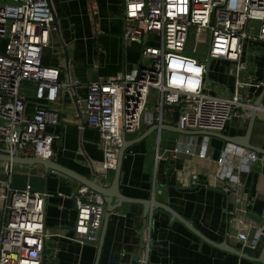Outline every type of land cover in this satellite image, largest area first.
Returning <instances> with one entry per match:
<instances>
[{
    "label": "built area",
    "instance_id": "2783aa9c",
    "mask_svg": "<svg viewBox=\"0 0 264 264\" xmlns=\"http://www.w3.org/2000/svg\"><path fill=\"white\" fill-rule=\"evenodd\" d=\"M123 4L122 36L143 45L142 63L117 75L97 78L89 83L84 97H75L78 109L86 113L87 125L100 135L103 160L93 165L98 178H107L106 171L116 169L124 134L136 133L144 124L158 125L162 133L168 108L177 114L180 129L222 132L230 121L250 118L255 96L264 87V74L253 77L247 60L249 46L256 53L257 45L264 44V0H123ZM54 30L55 15L49 0H0V38L6 40L0 51V153L12 157L32 146L34 157L54 156L57 136L48 127L58 125L59 112L32 102L23 91V84L31 83L36 101L54 102L63 90L78 84L61 80V68L42 62L43 49L50 45ZM191 33L209 43L206 59L198 55L199 45L189 44ZM207 59H223L234 65L233 89L226 96L211 92ZM152 90L159 101L148 109ZM31 104L33 113L28 116ZM261 109L263 104L258 107L260 118ZM203 138V142L191 139L188 144L181 140L171 152L196 155L207 163L206 183L227 193L232 204L227 210L226 241L240 250L255 249L264 240V217L258 221L247 215L251 203L247 178L264 156L230 142L215 159L212 137ZM3 163L10 174V194L0 225V264H43L46 243L53 235L45 224L49 194L33 191L30 186L11 192L15 163ZM186 168L187 185L201 184L198 170L189 165ZM262 189L264 193V185ZM74 197L77 220L73 239L81 245L96 244L106 213L104 198L84 184ZM144 243L148 256L149 239ZM142 261L147 264V258L138 259Z\"/></svg>",
    "mask_w": 264,
    "mask_h": 264
},
{
    "label": "crops",
    "instance_id": "0c3cea01",
    "mask_svg": "<svg viewBox=\"0 0 264 264\" xmlns=\"http://www.w3.org/2000/svg\"><path fill=\"white\" fill-rule=\"evenodd\" d=\"M50 2L58 21L55 23L56 30L51 34L50 45L43 49L42 62L45 66L61 68V80L71 79L78 84L72 90H63L60 99L54 102L36 101L34 94L29 98L45 109L59 112L58 125L48 127V131L57 136L53 142L52 160L79 175L93 179L96 176L93 165H99L103 160L99 146L100 135L96 129L87 125L86 113L78 109L75 97H84L89 83L99 77L114 76L139 66L143 60V45L125 41L122 36L123 0ZM256 49L250 60L249 73L260 78L264 74V44L257 45ZM210 65L209 83L210 79H215L223 84H217V91L210 89L211 92L220 94V86L224 88V84H229L224 88L225 94L232 91L233 72L225 75L220 72V67L234 68V65L223 59L211 60ZM263 91L264 87L256 94L255 100ZM33 106H28V116L33 113ZM176 119L177 114L169 116L165 118L164 124L176 126ZM249 119L230 121L220 133L228 137L244 135ZM154 128L144 124L136 133L127 134V139L134 140L148 132L125 153L121 193L128 198L152 199L168 205L215 243L225 241L227 210L232 207L228 194L206 183L208 173L204 171L207 164L205 161L196 155H175L171 152L181 140H186V144L191 139L203 142L205 135L192 137L171 130L165 133V129L159 134ZM171 133H174L173 138ZM251 143L264 149L262 117L256 120ZM228 144L230 142L221 137H212L215 159L220 157ZM18 154L20 157H33V148L28 146ZM188 165L198 170L201 184L187 185L183 170ZM6 168V163L0 162V225L4 220V207L10 194L7 185L10 174ZM106 174L107 178L99 179L105 186H110L115 170H107ZM81 184L56 170L47 172L40 165L15 163L11 175V192L30 186L33 191L49 194L46 199L45 224L48 232L53 235L46 243L45 264H145L144 261L139 263L136 258L143 235L145 241L149 239L150 243L148 256L144 249L141 254V259L147 258V264H263L259 261L264 250L263 239L255 249L247 247L242 250L246 256L238 255L206 242L163 208L158 207L146 214L144 205L138 202H125L110 215L98 261L99 240L96 244L81 245L73 239L77 220L74 196ZM247 185L251 195L247 215L259 221L264 217V157L248 175Z\"/></svg>",
    "mask_w": 264,
    "mask_h": 264
},
{
    "label": "water",
    "instance_id": "95a60500",
    "mask_svg": "<svg viewBox=\"0 0 264 264\" xmlns=\"http://www.w3.org/2000/svg\"><path fill=\"white\" fill-rule=\"evenodd\" d=\"M57 21H58V19L55 15V23H57ZM206 63L209 65L210 59H207ZM263 97H264V91L261 93V95L255 101H253V105L255 107L253 109H251V111H250V119H249V123H248L247 129H246V132L244 135H237L234 137H228V136L221 134L220 132H211V131H204V130H201V131L185 130V129H180L177 126H170V125H166V124H163L161 126V129L162 130H164V129L165 130H171V131H174V132L179 133L181 135H188V136L206 135V136H211V137H221V138H223V139H225L231 143L240 145L241 147H244L246 149H249V150H252L256 153H259L260 155H264V149L256 147L251 143V136H252V133H253V130L255 127L256 120L260 118L258 115V107H260L262 105ZM155 129L158 130V125H155L154 130ZM147 134H148V132H146L142 137H140L138 139H134V140L127 139L126 134L123 135V144H122V147L120 148V151L118 154V164H117V167L115 169V176H114L113 181L110 183V186H105L100 181V179L96 176L93 179H89L87 177H84L82 175L77 174L76 172H74L70 169H67V168L57 164L52 159H43V158L34 157V156L33 157H20L18 153L11 157L9 155L0 153V162H13V163L25 164V165H29V166L40 165V166L44 167V169L47 172H49L51 170H56V171L64 173V174L78 180L80 183L87 185L90 188H92V189H94V190H96L102 194V196L104 198L105 206H106V213H105L103 227H102L101 236H100L99 245H98V256H97L98 261L100 259L102 249H103V245H104V241L106 238V233H107V229H108V223H109L110 215L116 209L121 207L122 204L125 202H138V203L143 204L145 207L146 214L150 213L152 210H154L158 207L163 208V209L167 210L172 215V217L174 219L176 218L179 221H181L184 225H186V227L188 229H190L192 232H194L196 235H198L200 238H202L206 242H208L212 245H215V246H217L223 250H226V251L238 254V255L246 256L245 252H243L242 250L232 246L226 240L221 242V243H215L214 241H212L211 239L206 237L191 222H189L188 220L183 218L181 215H179L176 211H174L168 205L158 203L157 201H154L152 199H150V200H139V199L128 198V197H125L121 193L120 182H121V178L123 175L122 163H123V159L125 157V153L131 145L139 142ZM143 231H144V227L140 231L141 235L143 234ZM144 246H145V243H144V235H143L142 241L140 242L139 251L136 255L137 259H139L141 257L142 250H143ZM45 259H46V257H45ZM259 261L264 264V250L261 254ZM43 264H45V261L43 262Z\"/></svg>",
    "mask_w": 264,
    "mask_h": 264
},
{
    "label": "rangeland",
    "instance_id": "374dc122",
    "mask_svg": "<svg viewBox=\"0 0 264 264\" xmlns=\"http://www.w3.org/2000/svg\"><path fill=\"white\" fill-rule=\"evenodd\" d=\"M258 32H259V30H256V34H258ZM189 44L190 45H193V44L199 45L198 46V49H197L198 55L202 59H206L207 58V56H208V50H209V43L201 40L199 38L198 33L197 34H192L191 33L190 39H189ZM5 45H6V40L3 39V38H0V51H2L5 48ZM252 48L253 47H250L249 46L248 49H247V60H248V63H249V67H250L251 57L254 54ZM63 60H65L64 57H63ZM230 67L231 66H227V67L221 66L220 67V72L223 73V74H225V75H228L229 72H233V69H234V68H230ZM210 68H212V65L210 66ZM212 74H213V72H211V75ZM217 84H222V83L219 82V81H217V80H215V79H210L209 87H210L211 90L217 91ZM232 84H233V79H232ZM228 85L227 84H224V86H225L224 88H226V86H228ZM32 86H33V84L28 83V82H26V83L23 84V91L25 93H27V95L29 97H31L33 95V91L34 90L32 89ZM224 88L220 86V94H218V95H220V96H223V95L226 96L227 95V94H225ZM227 88H230V87H227ZM158 101H159V99H158V95H157L156 91L155 90H152L151 91V94H150V97H149L148 109L149 108H154L155 105L158 103ZM167 111H168V114H169L170 117H173L174 116V113H173L174 111H172V109L168 108ZM164 131L166 133V130H164ZM173 136H174V133H171V137L172 138H173ZM47 256H49V254H47Z\"/></svg>",
    "mask_w": 264,
    "mask_h": 264
},
{
    "label": "bare ground",
    "instance_id": "6f19581e",
    "mask_svg": "<svg viewBox=\"0 0 264 264\" xmlns=\"http://www.w3.org/2000/svg\"><path fill=\"white\" fill-rule=\"evenodd\" d=\"M260 115H261L262 117H264V109H261V111H260Z\"/></svg>",
    "mask_w": 264,
    "mask_h": 264
},
{
    "label": "snow or ice",
    "instance_id": "6c2138e0",
    "mask_svg": "<svg viewBox=\"0 0 264 264\" xmlns=\"http://www.w3.org/2000/svg\"><path fill=\"white\" fill-rule=\"evenodd\" d=\"M195 71H197V72H198V71H199V69H195Z\"/></svg>",
    "mask_w": 264,
    "mask_h": 264
}]
</instances>
